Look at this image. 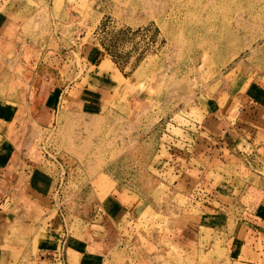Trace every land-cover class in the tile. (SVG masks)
Segmentation results:
<instances>
[{
	"label": "rangeland",
	"instance_id": "1",
	"mask_svg": "<svg viewBox=\"0 0 264 264\" xmlns=\"http://www.w3.org/2000/svg\"><path fill=\"white\" fill-rule=\"evenodd\" d=\"M4 25L0 154L29 161L20 180L49 191L57 227L33 246H69L74 264L83 245L96 264H264V222L231 241L235 221L215 218L182 170L200 163L186 158L199 124L215 132L214 116L264 105V0H4ZM93 73L99 89L82 92ZM50 77L72 87L44 116L33 102ZM207 160L218 201L264 212V169Z\"/></svg>",
	"mask_w": 264,
	"mask_h": 264
},
{
	"label": "crops",
	"instance_id": "2",
	"mask_svg": "<svg viewBox=\"0 0 264 264\" xmlns=\"http://www.w3.org/2000/svg\"><path fill=\"white\" fill-rule=\"evenodd\" d=\"M3 2L4 0H0L1 4ZM5 26L3 29L1 28L5 33L1 31L0 37L3 35V39L8 40L10 34L6 31L7 27ZM95 74L87 76L88 85L82 92L94 94L99 89V76L95 77ZM48 80L49 82H45L42 89L38 88L33 102V108L44 116H46L45 112L49 113L50 110L59 109L60 99L62 96H68L70 91H67L68 87H72L69 86L72 81L65 85L64 83L57 84L56 81H52L51 77ZM3 91L0 83V94ZM67 102L69 109L79 104L76 96L71 97ZM208 122L211 127H214L215 132L208 131L207 133L206 126L199 124V131L196 132L197 134H193L190 145L186 149V158L192 160L195 157L200 163L189 164L185 166V169H182L186 179L185 187L189 192L191 191V194L197 187L198 195H202V197H198V201L207 205L211 202L215 204L213 206L215 218L219 216L223 218L224 222H227L231 217V220L235 221L236 224L230 236L231 241H234L239 233H243L245 236H251L253 233V238H257L258 233L253 231V228L261 229L262 226H253L251 222H264V212L261 213L258 210L259 202L251 203L250 206L245 204L244 210L238 214L234 208L238 206L235 204L236 202H241L238 201V197L232 196L229 207L218 201L216 193L220 184H213V180L207 177L208 168L205 159L207 158L209 163L213 162L218 166L228 164L231 159H237L243 165L252 166L251 169L254 171L256 168L264 169V105L246 107L238 112L235 121L230 122L226 117L219 115L214 116V119ZM233 132H235L236 138L229 144L228 140ZM196 146L199 147L197 152L195 151ZM3 154L5 153L0 154V264H74L69 260H73L74 257L67 256L69 246L66 248L65 255L62 253L57 255L55 245L43 244L44 241L43 245L37 247L32 245L31 242L39 232L45 231L48 235L57 228L55 227L56 221L48 220L51 197L48 194L49 191L29 183V181L20 180L22 177L24 179V175L28 171L27 168L30 165H27L26 168L25 165L29 161L22 162L20 155H17L15 151L7 150L6 155ZM24 158L25 156H23ZM257 172L260 173V170ZM10 178L15 180H10ZM261 178L263 179V177ZM190 182H194V184ZM259 187L264 190L262 185ZM234 188L232 185V189ZM16 189L22 191L19 201L14 200ZM247 189L253 190L254 187L247 185ZM47 200L50 202L47 203ZM3 207L9 210L4 211ZM15 210L18 211V214L14 213ZM203 217H207L206 213L203 214ZM189 230H187L188 237L191 235ZM251 248L253 249L255 246L252 245ZM71 252L78 260L85 262L84 264H96L99 261L98 253L93 246H73Z\"/></svg>",
	"mask_w": 264,
	"mask_h": 264
}]
</instances>
